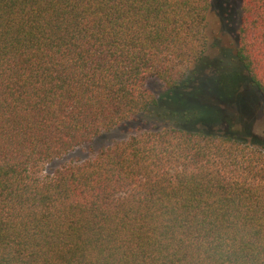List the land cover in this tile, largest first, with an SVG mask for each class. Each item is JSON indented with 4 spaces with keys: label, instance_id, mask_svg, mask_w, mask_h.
I'll list each match as a JSON object with an SVG mask.
<instances>
[{
    "label": "trees",
    "instance_id": "16d2710c",
    "mask_svg": "<svg viewBox=\"0 0 264 264\" xmlns=\"http://www.w3.org/2000/svg\"><path fill=\"white\" fill-rule=\"evenodd\" d=\"M212 2L0 0V264H264V139L236 129L244 80L264 106V0L242 2L243 78L206 55ZM150 79L183 105L163 117L192 128L45 173L162 116Z\"/></svg>",
    "mask_w": 264,
    "mask_h": 264
},
{
    "label": "rangeland",
    "instance_id": "374dc122",
    "mask_svg": "<svg viewBox=\"0 0 264 264\" xmlns=\"http://www.w3.org/2000/svg\"><path fill=\"white\" fill-rule=\"evenodd\" d=\"M242 2L243 0H213L206 20V34L209 44L206 53L207 57L217 61L222 58L227 65H230L229 67L234 69H237L238 66L228 60L233 57L237 47V30L241 22ZM238 69L240 68L238 67ZM238 72H240L242 78L245 77L241 69ZM244 82L246 86L243 98L247 106L244 109H237L240 114L241 125L237 124L236 129L246 132L244 126L249 125V131L254 136L253 140H261L264 139V106L259 102L260 100L254 95L245 80ZM147 87L159 98L161 108L158 109V112L162 116L153 113L128 121L113 131L104 133L94 139V141L76 148L63 157L54 159L46 166L45 173L52 175L56 169L69 163H80L92 159L101 149L140 132L154 131L157 128L167 126L192 128L193 123L185 124L175 117L173 119L163 117V107L164 109L166 107L173 108L177 111L179 107L183 106L178 98L174 99L170 96L172 99L168 102L165 99L167 95L163 85L154 79L148 80ZM229 112L235 111L229 109Z\"/></svg>",
    "mask_w": 264,
    "mask_h": 264
}]
</instances>
